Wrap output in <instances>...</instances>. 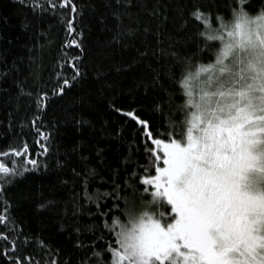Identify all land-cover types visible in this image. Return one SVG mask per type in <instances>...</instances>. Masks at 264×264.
Wrapping results in <instances>:
<instances>
[{
  "label": "trees",
  "instance_id": "obj_1",
  "mask_svg": "<svg viewBox=\"0 0 264 264\" xmlns=\"http://www.w3.org/2000/svg\"><path fill=\"white\" fill-rule=\"evenodd\" d=\"M74 2L78 35L69 36L66 19L75 15L70 9L43 11L39 5L48 8L46 0H0V163L30 169L10 186L0 184L6 221L0 224V264H12L5 234L15 237L17 254L31 256L32 264H107L108 255L93 253L105 250L114 218L123 222L125 209L146 208L151 195L144 187L150 186L140 178L149 166L154 175L157 163L162 165L151 156L161 155L151 139L123 113L138 110L157 139H181V77L189 64L214 59L212 48L201 51L203 27L193 13L210 14L215 26L217 16L230 18L237 0ZM261 4L251 0L248 10L254 13ZM73 38L80 48L65 47ZM76 56L82 75L63 96L53 95L58 80H71L68 62ZM44 92L46 107L38 110L36 100ZM37 128L49 137L42 141L47 153L37 143ZM25 144L30 158L39 161L34 170L13 154ZM98 204L107 205L104 212L119 211L105 219Z\"/></svg>",
  "mask_w": 264,
  "mask_h": 264
},
{
  "label": "snow or ice",
  "instance_id": "obj_2",
  "mask_svg": "<svg viewBox=\"0 0 264 264\" xmlns=\"http://www.w3.org/2000/svg\"><path fill=\"white\" fill-rule=\"evenodd\" d=\"M46 3L48 8L41 4V10L70 9L75 15L66 19V30L69 36L77 34L79 12L74 0ZM250 3L237 0L230 18L217 16L215 26L210 14L200 9L193 13L203 27L198 33L204 41L201 51L212 48L214 59L189 64L181 77L185 102L180 111L186 128L181 139H157L159 133L138 110L123 113L162 153L151 152L162 165L157 163L154 175L149 166L140 178L142 186H150L144 187L151 195L145 207L157 211L125 209L126 220L111 221L105 250L93 253L101 259L108 255L107 264H264V4L253 13L248 10ZM65 47L80 48L81 43L73 38ZM79 59L68 62L72 78L58 80L53 95L63 96L82 75ZM47 99V92L38 96V110L46 107ZM32 124L35 127L36 121ZM37 132L41 138L37 143L47 153L42 141L49 137L39 128ZM13 154L32 165L31 170L39 166L37 159L30 158L27 144ZM29 170L16 162L11 167L0 163V184L10 186L13 177ZM113 203L118 205V196ZM105 207L98 204L105 219L119 211L114 207L104 212ZM5 222L0 215V224ZM2 239L11 245L5 252L13 253L8 257L12 264H32L31 256L21 259L17 254L15 237L9 240L5 234ZM51 264L58 262L52 259Z\"/></svg>",
  "mask_w": 264,
  "mask_h": 264
},
{
  "label": "rangeland",
  "instance_id": "obj_3",
  "mask_svg": "<svg viewBox=\"0 0 264 264\" xmlns=\"http://www.w3.org/2000/svg\"><path fill=\"white\" fill-rule=\"evenodd\" d=\"M166 142H168V141H166ZM160 154H161V156H162V153L160 152ZM151 208H149V210L148 209H146V208H143L142 209V211H145V210H147V211H152V210H150ZM135 212V211H134ZM136 213H139V212H136ZM118 230V229H117Z\"/></svg>",
  "mask_w": 264,
  "mask_h": 264
}]
</instances>
